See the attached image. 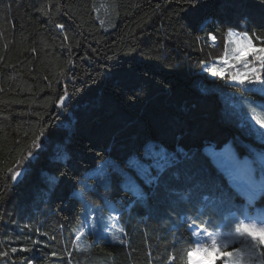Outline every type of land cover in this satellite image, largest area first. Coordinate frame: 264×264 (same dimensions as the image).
<instances>
[{"label": "trees", "instance_id": "1", "mask_svg": "<svg viewBox=\"0 0 264 264\" xmlns=\"http://www.w3.org/2000/svg\"><path fill=\"white\" fill-rule=\"evenodd\" d=\"M229 30L264 48V0H0V264H182L193 221L245 215L208 152L264 150L234 109L264 84L208 70ZM84 199L115 205L124 243L81 234Z\"/></svg>", "mask_w": 264, "mask_h": 264}, {"label": "rangeland", "instance_id": "2", "mask_svg": "<svg viewBox=\"0 0 264 264\" xmlns=\"http://www.w3.org/2000/svg\"><path fill=\"white\" fill-rule=\"evenodd\" d=\"M211 43L216 45V40L211 39ZM237 48V44L235 41L229 42L227 39L226 49L224 51V56L218 62H215L212 65H215V68L218 69L223 74H230L232 70L234 73H246L245 80L249 77H253V73L248 71L245 68V64H248V68L255 66L256 74L257 68L259 66V62L254 60V54L258 53L260 49L253 45V47H249L244 49L243 51L237 52L235 49ZM248 80V79H247ZM237 101L235 103V111L241 114L243 122L248 126L246 132L253 133L255 135L256 141L263 142L264 135H261L264 132V129L260 128V125L255 124L254 121L249 120V116L252 115L250 108H256L257 112H260L261 109L258 107L259 105H264V101L257 99H241L238 95L236 96ZM233 95H225L224 103H228L233 100ZM242 145V146H241ZM211 147L208 152L212 154V158L214 162L220 167L224 172H227V178L230 184L236 190L247 197L249 199L250 193L248 191V187L245 184V180L248 177L249 172L251 171L255 181L257 184L261 180H264V163L261 162V154H264V150L259 149L252 142H247L244 139H239L237 143L233 140H229L228 142L218 145L216 149ZM149 150H152L149 148ZM156 152H149L147 156L151 159L150 162H154L158 157L156 156ZM146 163H149L146 161ZM157 166V164H153ZM135 168L140 172V163L134 165ZM235 168V169H234ZM228 170V171H227ZM236 171V172H235ZM97 177L100 175H96ZM145 179L149 178V174H143ZM237 179V180H236ZM134 180L133 175L126 171V179L122 181L125 187H131L132 181ZM231 185V186H232ZM140 187L136 189H132V191H138ZM263 194L259 191H256L255 199L251 203V207L246 211L245 214L252 216L258 214L260 211L264 210V198H261ZM84 208L81 212V220L79 231L81 234L83 232H88L93 234L96 238V241L101 238H106L111 242H120L119 238L123 232L119 229L121 225L118 223V214H116V207L112 203H106L105 209L102 208L101 205H94L88 200L83 201ZM233 216V215H231ZM235 216V215H234ZM193 225L190 226L192 229ZM219 232L226 233L219 228ZM79 245L84 243V240L79 241ZM22 252L30 253V247L21 248ZM7 249L4 253H6ZM220 256L216 253L212 254L211 260L206 261V264H214V261ZM202 257H197L200 259ZM3 264H14L13 262H4ZM19 264H24L20 262Z\"/></svg>", "mask_w": 264, "mask_h": 264}, {"label": "snow or ice", "instance_id": "3", "mask_svg": "<svg viewBox=\"0 0 264 264\" xmlns=\"http://www.w3.org/2000/svg\"><path fill=\"white\" fill-rule=\"evenodd\" d=\"M60 27H63V25ZM226 37L229 42L235 41L237 52L253 47V38L247 32L241 34L229 30ZM211 39L214 41L215 37L213 36ZM255 39L260 41L261 37L257 36ZM254 60L259 62L261 69H264V48L254 54ZM245 68L253 73L252 79L248 81L249 83L255 80L264 84V79L256 74L255 66L249 69L246 63ZM208 70L213 75H223V72L216 69L215 65H210ZM245 77L246 73L237 72L231 75V79L238 81L240 84L245 83ZM60 102L63 103V97ZM258 107L261 109L260 112H257L256 108H250L252 115L249 116V120L254 121V125L258 124L261 129H264V105ZM261 135H264V132ZM28 155L31 156V152ZM261 162L264 163V154H261ZM16 175H19L18 171L14 174L13 179ZM245 184L250 193L249 204L255 199L256 191L264 194V180L257 184L251 171L245 180ZM119 230L123 232V228ZM191 231L194 237L192 247L184 251L181 257L182 264H206V261L211 260L213 253L222 257V264H264V210L256 215L249 216L245 214L242 218H236L234 222L227 225L226 233L215 230L209 231L208 227L195 225V221H193ZM120 242L124 243V241ZM197 257L202 258L197 259Z\"/></svg>", "mask_w": 264, "mask_h": 264}, {"label": "built area", "instance_id": "4", "mask_svg": "<svg viewBox=\"0 0 264 264\" xmlns=\"http://www.w3.org/2000/svg\"><path fill=\"white\" fill-rule=\"evenodd\" d=\"M228 171V170H227ZM227 173V172H226Z\"/></svg>", "mask_w": 264, "mask_h": 264}]
</instances>
